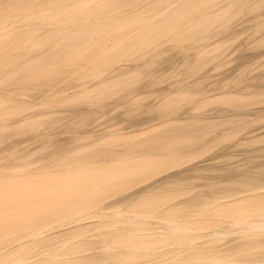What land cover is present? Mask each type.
I'll use <instances>...</instances> for the list:
<instances>
[{"label": "rangeland", "instance_id": "374dc122", "mask_svg": "<svg viewBox=\"0 0 264 264\" xmlns=\"http://www.w3.org/2000/svg\"><path fill=\"white\" fill-rule=\"evenodd\" d=\"M1 209L0 264H264V0H0Z\"/></svg>", "mask_w": 264, "mask_h": 264}, {"label": "bare ground", "instance_id": "6f19581e", "mask_svg": "<svg viewBox=\"0 0 264 264\" xmlns=\"http://www.w3.org/2000/svg\"><path fill=\"white\" fill-rule=\"evenodd\" d=\"M11 187V186H10ZM6 190V189H5ZM23 204V203H22ZM25 204H27V206H28V203H25ZM25 204L23 205V206H25ZM17 205V204H16ZM30 205V204H29ZM19 206H21V204H19ZM30 207V206H29ZM37 207H38V205H37ZM22 208H24V207H22ZM25 208H27V207H25ZM1 212L0 213H4L6 210H4V212H2V209L0 210ZM7 212V211H6ZM5 215H7V214H5ZM4 215V217H7V216H5ZM1 217V216H0ZM3 218V217H2ZM1 219V218H0ZM7 221V220H6ZM4 223V222H3ZM11 225V224H10ZM2 227V225H1V223H0V228ZM12 227H10V229H11ZM4 229H5V227H4ZM6 229H9V227H7ZM6 229H5V231H6ZM3 230V229H2ZM12 230V229H11ZM0 232H4V231H0ZM6 232H4V234H5ZM10 233V232H9Z\"/></svg>", "mask_w": 264, "mask_h": 264}]
</instances>
